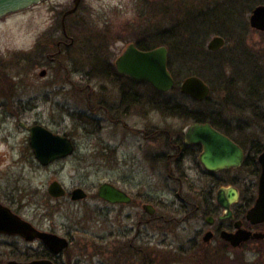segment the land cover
<instances>
[{"label": "rangeland", "instance_id": "rangeland-1", "mask_svg": "<svg viewBox=\"0 0 264 264\" xmlns=\"http://www.w3.org/2000/svg\"><path fill=\"white\" fill-rule=\"evenodd\" d=\"M150 2L80 0L76 13L66 19L73 44L62 48L60 53L56 45L62 38L60 20L63 12L73 6V0H42L0 18V192L5 195L11 191L15 211L28 220L40 217L48 210L45 219L41 217L43 226L53 224L59 233L79 228L72 232L75 241L69 249L72 254L70 264H106L104 242L99 239L105 234L102 225L105 204L96 196L97 185L112 178L111 173L113 178L134 180L143 175L135 163L133 166L126 163L135 156L137 142H142L141 139L131 132L126 135L120 128H112L107 123H102V128L95 133L100 139L85 136V130L78 127V112L86 110L87 99L99 98L104 93H111L112 89L114 91L115 87L124 86L135 93L139 101L173 99L184 104L187 114H192L195 109L204 113L203 109H207L180 92L177 87L180 80L170 90L158 93L142 82L129 81L107 68L114 65L115 57L128 42H135L134 38L140 37L141 28L153 32L155 26L170 27L179 22L177 20H183L184 12H205L218 0ZM258 3H264V0H254L244 7L253 9ZM245 10L242 11L243 18L248 22L250 10ZM77 20L80 28L74 27ZM247 24L244 39L248 56L244 60L254 61L252 63L264 71V31H253ZM214 34L212 32L204 40L205 48ZM98 52L103 54L98 57ZM42 69L47 71L44 77L38 74ZM211 87L210 105L218 107L221 116L229 118L230 125L240 124L242 132L251 134L264 132V120L260 116L264 112V97H261L264 91L261 95L251 93L246 96L247 88L240 83L232 89L223 82ZM232 98L237 99V106L229 105ZM239 101L247 102L248 107ZM19 121L29 125L36 122L70 136L76 145L74 152L48 165H40L33 158L28 134L19 126ZM175 122L178 127L182 123L180 120ZM121 139L124 140L122 144ZM104 143L112 147V152ZM240 174L245 172L241 170ZM53 180L60 181L67 191L75 186L84 188L88 198L78 202L68 198L59 203L54 201L47 193ZM94 220L101 224L95 225ZM0 250L6 257L10 249L1 246ZM94 250L99 252L94 253ZM16 252L25 255V244L18 242ZM242 255L253 260L255 253Z\"/></svg>", "mask_w": 264, "mask_h": 264}, {"label": "flooded vegetation", "instance_id": "flooded-vegetation-1", "mask_svg": "<svg viewBox=\"0 0 264 264\" xmlns=\"http://www.w3.org/2000/svg\"><path fill=\"white\" fill-rule=\"evenodd\" d=\"M77 9L65 16V31L62 25L64 12L61 16L62 38L56 43L59 53L62 48L73 44L67 32L66 19L75 14ZM74 27L80 28V21H75ZM208 41L206 49L210 52H218L223 48L211 51L207 48ZM102 54L98 52L97 56ZM119 55L115 57L114 65L108 64L111 66L107 68L133 82H142L152 87L150 83L133 80L116 71L115 60ZM152 89L162 92L154 87ZM131 92L124 86L115 87L111 93L87 99L86 110L78 112V127L85 130L87 137L100 139L95 133L102 128V123H107L112 128H120L126 135L131 132L134 137L142 140L137 142L135 158L131 157L126 163L132 166L135 163L143 175L134 180L128 177L113 178L111 173L112 178L104 181L120 191L122 199L116 202L101 198L98 196V188L104 182L97 185L96 196L105 204L104 210H100L104 212L102 225L105 234L99 239L104 242L106 264H264V220L253 221L248 218V209L254 205L259 193L262 169L259 157L264 152V132H242L240 124L232 126L229 118L221 116L220 109L215 111L218 112L216 118L197 120L192 114L179 117L172 113L178 103L175 100L152 98L139 101L136 94ZM191 100L202 103L206 99ZM203 110L206 118L209 114L207 109ZM175 120L182 122L179 127ZM197 123L209 124L238 146L242 154L240 162L215 170L206 169L199 160L203 145L186 138L188 128ZM34 124L39 123L29 125L19 121V126L28 134L29 146V127ZM50 131L69 137L75 149V142L70 136ZM123 142L121 139L120 144ZM105 147L112 152L109 144H105ZM29 148L33 153L32 147ZM241 170L245 174L241 175ZM72 189L67 191L65 188L64 195L54 197L47 187V193L49 198L58 203L65 198L71 202L88 198V192L83 188L86 196L72 199ZM108 194L111 198L114 196L113 193ZM13 198L11 191L5 195L0 192V208L4 209L6 219L3 221L12 225L14 221L11 217L17 216L28 224V230L23 235L13 232L12 227L4 231L0 229V248L10 249L6 257L2 256L0 250V264L34 260L70 264L72 254L69 249L75 241L72 232L78 227L59 233L53 224L43 226L41 217L45 219L44 214L48 210L40 217L28 220L15 211ZM94 223L98 226L101 224L98 220H94ZM37 233L65 238L68 245L56 252ZM17 241L25 244V255L17 254ZM98 252L94 250V253ZM245 252L255 253L253 260L243 258Z\"/></svg>", "mask_w": 264, "mask_h": 264}, {"label": "water", "instance_id": "water-1", "mask_svg": "<svg viewBox=\"0 0 264 264\" xmlns=\"http://www.w3.org/2000/svg\"><path fill=\"white\" fill-rule=\"evenodd\" d=\"M42 0H0V18L8 13H14L26 9ZM45 1V0H44ZM80 0H73V6L66 10L62 16V25L65 31L64 19L67 14L73 13L79 4ZM156 1V0H149ZM249 26L254 30L264 31V4H257L253 7L248 18ZM225 44L224 37L214 35L207 43V48L215 51L223 47ZM167 48L164 45H159L149 49H139L133 42L128 43L123 52L116 58V71L120 74L127 75L133 80L145 81L152 87L160 91H168L175 85V79L167 67ZM46 69L40 70L39 76L46 75ZM181 93L188 95L195 100H204L210 94L209 85L197 75H189L184 77L179 84ZM29 142L33 151V158L40 164L47 165L50 162L71 155L74 151L72 141L59 134H55L40 124H34L29 127ZM186 138L191 142H199L203 145V152L200 154V159L204 167L208 170H215L228 165H236L241 160V150L230 139L222 135L209 124H194L188 128ZM261 163V172L259 175V193L254 205L248 209V218L253 221L264 220V152L259 157ZM48 192L54 197H59L65 194V189L56 180L48 185ZM108 193H113L112 198ZM122 193L107 183H102L98 188V196L103 199L119 201L122 199ZM72 199H82L86 196L81 188H74L71 191ZM4 210V209H3ZM0 208V229L3 231L12 227L13 232L27 233L28 224L22 221L19 217H11L14 222L12 225L4 223L5 213ZM3 221V222H2ZM35 235V233H34ZM46 242L50 244L54 251L66 247L68 242L65 238L52 235L41 234ZM8 264H53L51 261L34 260L26 263L8 262Z\"/></svg>", "mask_w": 264, "mask_h": 264}, {"label": "trees", "instance_id": "trees-1", "mask_svg": "<svg viewBox=\"0 0 264 264\" xmlns=\"http://www.w3.org/2000/svg\"><path fill=\"white\" fill-rule=\"evenodd\" d=\"M162 1L151 2L156 4ZM252 1L254 0H218L216 5L205 12H184L183 20L181 22L177 20L179 22L170 27L159 28L154 24L156 29L153 32H148L143 27L140 37L134 38L135 44L140 49L167 44V66L175 78V82L181 81L189 75H197L211 89V86L217 82L225 83L230 89L235 88L234 85L240 83L247 88L246 96H250L251 93L261 95L264 91V71L252 63L254 61L251 60L250 63L244 60V57L248 56L246 54L248 47L244 39L248 24L243 18L242 11L244 8L246 9L245 12L251 10V7H244V5L252 3ZM178 24L181 27L177 26ZM212 32L223 36L226 40L223 48L218 52H210L203 46L204 40ZM129 81L132 80L129 78ZM234 96V98H238V96ZM234 98L231 99L229 105L237 106V99ZM210 99L211 94L201 103L204 108L209 109V115L204 118V113L195 110L192 113L194 119L205 120L209 117L216 118L218 116V112H215L218 107L210 105ZM239 102L244 103L245 106L248 105L245 101ZM173 108L172 113L174 115L187 117L188 114L185 112L183 103H177ZM260 116H263L264 120V112ZM257 118L260 119L259 116Z\"/></svg>", "mask_w": 264, "mask_h": 264}, {"label": "bare ground", "instance_id": "bare-ground-1", "mask_svg": "<svg viewBox=\"0 0 264 264\" xmlns=\"http://www.w3.org/2000/svg\"><path fill=\"white\" fill-rule=\"evenodd\" d=\"M173 76V75H172ZM175 79V78H174ZM175 84H176V82H175ZM178 88H179V86H178ZM42 126V125H41ZM43 127H45V126H43ZM45 128H47V127H45ZM48 129V128H47ZM49 130V129H48ZM67 137V136H66ZM67 138H69V137H67ZM70 139V138H69ZM71 140V139H70ZM48 165V164H47ZM54 181V180H53ZM56 181H58V180H56ZM52 182V181H51ZM62 186H63V184L60 182V181H58ZM63 188L65 189V187L63 186ZM74 188H76V187H74ZM73 188V189H74ZM78 188H81V187H78ZM72 189V190H73ZM81 189H83V188H81ZM84 190V189H83ZM85 192V191H84ZM71 194V193H70Z\"/></svg>", "mask_w": 264, "mask_h": 264}]
</instances>
